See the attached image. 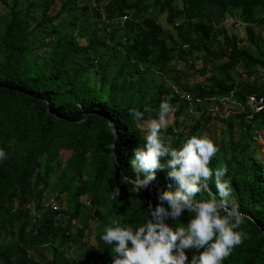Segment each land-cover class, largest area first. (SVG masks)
<instances>
[{"label":"trees","instance_id":"1","mask_svg":"<svg viewBox=\"0 0 264 264\" xmlns=\"http://www.w3.org/2000/svg\"><path fill=\"white\" fill-rule=\"evenodd\" d=\"M78 1L0 0V148L7 154L0 161V264H110L103 229L112 220L144 223L156 190L176 188L166 169L137 193L119 182L132 177V149L145 134L128 109L158 108L165 97L172 123L161 136L174 148L214 119L225 126L227 149L209 167L226 169L231 197L249 218L240 229L247 239L223 264H264V161L253 147L264 108L246 106L248 95L264 97V35L256 30H264V0H92L88 15L79 14ZM228 16L244 24L245 45L222 25ZM238 67L242 73L233 74ZM189 68L204 78L190 85ZM182 92L206 102H186ZM223 98L239 112L220 117ZM54 175L52 208L43 201ZM113 185L116 200L109 198ZM208 187L215 193L211 179ZM190 215L169 223L183 225ZM43 246H53L48 259L37 253Z\"/></svg>","mask_w":264,"mask_h":264},{"label":"clouds","instance_id":"2","mask_svg":"<svg viewBox=\"0 0 264 264\" xmlns=\"http://www.w3.org/2000/svg\"><path fill=\"white\" fill-rule=\"evenodd\" d=\"M158 109L157 118L146 122L143 146L132 149V177L120 175L119 182L137 193L149 188L156 170L166 169L176 188L156 190V204L153 207L148 202L144 223L121 226L112 220L111 226L103 229L100 240L109 246L110 264H223L233 248L247 239V233L240 229L249 217L231 199L230 181L224 179L226 169L209 167L210 159L218 151L213 141L204 135H193L180 147H172L161 136L173 110L169 98H163ZM234 109L229 108L231 114L239 112ZM128 115L134 121L144 119V113L136 108H129ZM6 158V152L0 148V161ZM210 179L215 193L208 187ZM202 191L211 198L195 199ZM55 195L47 204L52 208L56 207ZM117 196L119 187L113 185L109 198L116 200ZM185 213L191 214L187 223H169L180 221ZM188 249L195 250L190 259L186 255Z\"/></svg>","mask_w":264,"mask_h":264},{"label":"rangeland","instance_id":"3","mask_svg":"<svg viewBox=\"0 0 264 264\" xmlns=\"http://www.w3.org/2000/svg\"><path fill=\"white\" fill-rule=\"evenodd\" d=\"M92 0H79L78 4H79V14H87L89 13V8L92 6ZM47 3V0H42L41 5L44 6ZM82 6H86L87 9H82ZM211 14H212V21L213 23L217 24V18H218V6H214L210 8ZM5 12V7H3L2 3L0 2V15L3 14ZM235 21L236 22H240L239 24L237 23L238 26H235ZM159 22H161V24L163 25V27L165 29L168 28L167 24L165 23V15L161 14L159 15ZM242 21L238 18V16H228L225 17V19L222 22V25L227 29V31L229 33H234V34H238V36H240L241 38H243V45H245L247 43L246 40V34H245V30H244V24L241 23ZM141 23V22H140ZM257 32H260L262 35H264V30L262 28H257L256 29ZM118 37L121 38L122 35L121 33H118ZM263 47H264V40H263ZM81 60L83 62H86L88 64H92V60L90 57L82 55ZM196 66H200V61H197ZM195 66V67H196ZM239 74L242 73L241 71V67H238L235 71H233V74ZM186 75L189 81L190 85H194L198 82H200L204 77H202L201 73H198L197 71H195L194 69H187L186 70ZM249 79H251V77H248ZM203 105V104H202ZM227 107H225L221 112H220V117L226 118L229 114H231V111H229V105L228 108L226 110ZM158 108H151L149 110L146 111H142L144 113V119L143 122H140V126L142 128V130L145 131V125L147 120L149 119H156L157 115H158ZM236 111V108L234 109V112ZM196 118L199 116L198 113L195 114ZM168 120V124L172 123V114L171 112L168 114L167 117ZM142 121V120H141ZM224 125L222 122L214 119L210 122L209 125V130H202L201 135L207 136V137H214L216 140V146L218 148V151L216 154H220L223 151H226L227 146H226V140H227V136L224 134ZM237 130V126L234 127V130ZM257 130V135L255 138V142L253 143V147L256 149L257 152V157L262 159L264 161V129H256ZM52 184H51V188L50 191H48L45 194V200L43 201L44 204H48V202L50 201L51 197L55 194L54 190L56 188V184H57V177L56 175H54L52 177ZM232 201L233 198L231 197ZM234 202V201H233ZM61 206H66L65 204V200L62 199L61 201ZM80 224V223H79ZM93 225L92 223H89V227L87 229V233L85 238H88L87 245L89 247L90 244H92L93 242ZM83 246V245H78V246H74L72 247V249L70 250L69 254H74L75 252L78 251V249ZM53 247V246H52ZM51 246H43V248L39 249L37 251L38 255L40 257H43L45 259H48L51 257V253L53 251ZM84 247V246H83ZM195 250H193L194 252ZM192 252V253H193Z\"/></svg>","mask_w":264,"mask_h":264},{"label":"built area","instance_id":"4","mask_svg":"<svg viewBox=\"0 0 264 264\" xmlns=\"http://www.w3.org/2000/svg\"><path fill=\"white\" fill-rule=\"evenodd\" d=\"M181 98L184 99L186 102L191 103L192 101H195L197 103H203L204 100L199 98V97H194V95H190L187 92H182L181 93ZM221 104L223 106H226L228 108H234L235 106L231 103V100H221ZM246 106L252 110L253 112H259L264 108V97L263 96H259L257 94H250L247 96L246 99ZM244 106H241V108H243ZM231 111V110H229ZM251 116V115H247Z\"/></svg>","mask_w":264,"mask_h":264}]
</instances>
